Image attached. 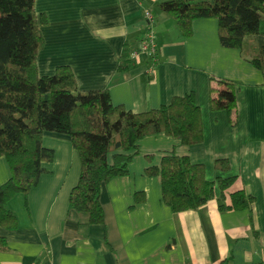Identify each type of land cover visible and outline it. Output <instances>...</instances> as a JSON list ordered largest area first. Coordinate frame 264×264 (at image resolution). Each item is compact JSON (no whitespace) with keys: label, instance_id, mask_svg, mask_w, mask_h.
<instances>
[{"label":"crops","instance_id":"obj_1","mask_svg":"<svg viewBox=\"0 0 264 264\" xmlns=\"http://www.w3.org/2000/svg\"><path fill=\"white\" fill-rule=\"evenodd\" d=\"M169 1L36 0V13L46 19L40 75L68 66L80 92L108 90L114 105L136 113L193 94L202 111L204 140L184 146L164 134L142 139L130 173L103 186L105 224L93 225L70 207L81 174L78 152L68 136L44 133L43 145L54 151V160L44 165L27 200L18 195L8 203L18 228L0 226L6 246L0 247V264H264L262 73L242 51L221 45L216 19L195 20L193 35L184 38L177 20L159 7ZM150 28L159 47L156 59L141 53L130 59V69H120L125 53L139 51ZM212 78L239 84L235 125L228 112L210 107ZM172 154L205 167L213 197L198 209L173 212L162 200L161 178L145 174ZM219 159L228 160L229 172L216 169ZM10 176L7 160L0 158V187ZM231 177L237 180L225 203L230 204L229 194L246 190L254 197L251 210H220L218 179ZM138 192L145 193L144 204L135 205Z\"/></svg>","mask_w":264,"mask_h":264},{"label":"trees","instance_id":"obj_2","mask_svg":"<svg viewBox=\"0 0 264 264\" xmlns=\"http://www.w3.org/2000/svg\"><path fill=\"white\" fill-rule=\"evenodd\" d=\"M35 3L0 0V158L7 160L11 170L9 181L0 187V226L18 228L8 203L18 195L27 200L45 173L44 165L54 160V151L42 142L46 132L68 136L80 156L81 174L70 207L86 214L91 224L104 225L102 188L130 173L139 142L164 134L184 146L200 144L204 140L202 111L194 95L188 94L173 98L167 106L136 113L114 105L108 90L80 92L68 66L59 67L52 76L40 75L37 60L46 19L36 13ZM159 7L177 20L184 38L193 35L195 20L216 19L221 45L242 51L262 73L264 85V0H172ZM125 54L126 65L120 67L124 70L131 68L130 54ZM212 83L211 109L228 112L235 125L239 84L214 78ZM146 159L151 163L153 156ZM215 167L230 170L228 160H217ZM145 174L161 178L162 200L173 212L198 209L213 197L204 165L188 157L166 156L160 167L150 166ZM236 180L218 179L222 211L253 206L254 197L246 190L229 194L230 204L225 203ZM145 202V193H136L135 205Z\"/></svg>","mask_w":264,"mask_h":264},{"label":"built area","instance_id":"obj_3","mask_svg":"<svg viewBox=\"0 0 264 264\" xmlns=\"http://www.w3.org/2000/svg\"><path fill=\"white\" fill-rule=\"evenodd\" d=\"M145 18L147 23L151 25L153 22V17L150 12L145 13ZM158 52L159 47L157 43L156 33L152 30V28H150L142 41L140 50L132 52L130 57L132 60H136L139 54L144 53L147 54L152 60H155L158 56Z\"/></svg>","mask_w":264,"mask_h":264}]
</instances>
